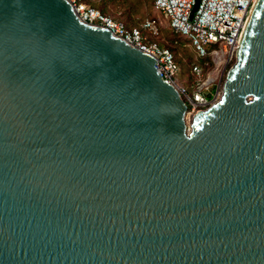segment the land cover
Listing matches in <instances>:
<instances>
[{
  "label": "water",
  "instance_id": "1",
  "mask_svg": "<svg viewBox=\"0 0 264 264\" xmlns=\"http://www.w3.org/2000/svg\"><path fill=\"white\" fill-rule=\"evenodd\" d=\"M192 116L153 57L66 0H0V264H264V0Z\"/></svg>",
  "mask_w": 264,
  "mask_h": 264
},
{
  "label": "built area",
  "instance_id": "2",
  "mask_svg": "<svg viewBox=\"0 0 264 264\" xmlns=\"http://www.w3.org/2000/svg\"><path fill=\"white\" fill-rule=\"evenodd\" d=\"M257 0H152L154 9L167 20L169 28L184 36L196 54L212 57L213 75L202 81V69L194 65L195 90L188 94L175 78L179 72L172 53L150 40L161 28L157 19H146L139 27L127 28L88 7L79 0H66L77 19L89 26L107 30L112 37L154 58L156 72L171 84L187 107L196 114L216 104L222 94V78L234 65L246 24Z\"/></svg>",
  "mask_w": 264,
  "mask_h": 264
},
{
  "label": "trees",
  "instance_id": "3",
  "mask_svg": "<svg viewBox=\"0 0 264 264\" xmlns=\"http://www.w3.org/2000/svg\"><path fill=\"white\" fill-rule=\"evenodd\" d=\"M79 1L87 5L88 7H93L99 10L100 13L105 16H108L116 21L122 22L124 26L127 28L139 27L140 24L145 19L148 18L155 19V17H151V18L147 17L145 12L148 9L146 7L145 0H79ZM149 5L153 10H155L152 0H150ZM124 10H126L127 12L125 14V17L123 16L124 17L123 19L120 16L124 13L123 12ZM136 17H140V19L137 20ZM178 37H182V36L178 33L173 32L170 28L169 29L160 28L158 35L153 37L152 39L150 37V40L156 42L160 47L168 49L172 53L174 60L180 69V64L178 63L176 58L177 56L176 45L183 46V42L177 41ZM174 39H176V41L174 42L175 44L170 45L169 43H171L172 42L171 40ZM189 44L191 43L189 42ZM194 65L197 64L195 62H192L191 65L189 66V72L193 74L196 83V77L192 70Z\"/></svg>",
  "mask_w": 264,
  "mask_h": 264
},
{
  "label": "rangeland",
  "instance_id": "4",
  "mask_svg": "<svg viewBox=\"0 0 264 264\" xmlns=\"http://www.w3.org/2000/svg\"><path fill=\"white\" fill-rule=\"evenodd\" d=\"M145 1H146V7L148 9L145 12L147 17H150V18L155 17V19H157L161 22V24H162L161 28L162 29H165V28L169 29L167 20L161 15L160 12L153 10L151 8V6L149 5L150 0H145ZM123 12L124 13L120 17L124 19L127 11L124 10ZM136 19L139 20L140 17H136ZM152 38L153 37H151V39ZM151 41H153V40H151ZM171 41L172 42L169 44L173 45V44H175L174 42L176 41V39L171 40ZM177 41L183 42V46H177L176 45V50H177L176 58H177L178 63L180 64V69H179V72L176 74L175 78L180 82V84H182V86L185 88L186 92L191 95V94H193V92L195 90V84H196L193 74L191 72H189V66L191 65V63L195 62L202 69V75H203L201 78L202 81H205L207 79V77L210 76L211 74L213 75V73L215 72V71L213 72V70L215 68V64H214V62H212L211 56H207L205 58L199 57L196 54V52L194 51V48L192 47V45L189 44V42L185 39L184 36L178 37ZM189 61H191V62H189ZM225 76H226V72L222 78L223 80L221 81L222 85H223V82L225 80ZM192 116H193L192 114L186 113L185 119H186V122L188 124L191 121Z\"/></svg>",
  "mask_w": 264,
  "mask_h": 264
},
{
  "label": "bare ground",
  "instance_id": "5",
  "mask_svg": "<svg viewBox=\"0 0 264 264\" xmlns=\"http://www.w3.org/2000/svg\"><path fill=\"white\" fill-rule=\"evenodd\" d=\"M259 2H260V0H257V1H256L255 5H254V8H253V10H252L251 16H250V18H249V20H248V22H247V24H246V27H245V30H244V33H243V34H245V33H246V30H248V28H249V26H250V24H251V20H252V18L254 17L255 12H256V10H257V7H258V5H259ZM243 36H244V35H243Z\"/></svg>",
  "mask_w": 264,
  "mask_h": 264
},
{
  "label": "crops",
  "instance_id": "6",
  "mask_svg": "<svg viewBox=\"0 0 264 264\" xmlns=\"http://www.w3.org/2000/svg\"><path fill=\"white\" fill-rule=\"evenodd\" d=\"M148 19H149V18H148ZM145 20H146V19H145ZM145 20H144V21H145ZM144 21H143V22H144Z\"/></svg>",
  "mask_w": 264,
  "mask_h": 264
}]
</instances>
